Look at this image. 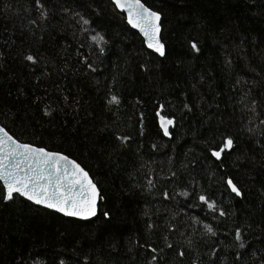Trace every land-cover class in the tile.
Instances as JSON below:
<instances>
[{
	"label": "trees",
	"instance_id": "obj_1",
	"mask_svg": "<svg viewBox=\"0 0 264 264\" xmlns=\"http://www.w3.org/2000/svg\"><path fill=\"white\" fill-rule=\"evenodd\" d=\"M142 1L162 13L165 57L147 48L111 0H42L49 15L38 26L27 24L38 17L33 0H0V123L21 142L75 159L103 197L91 220L68 218L19 196L0 201V264H146L145 242L163 247L164 230L148 234L149 220L177 223L184 236L174 231L169 242L181 246L190 237L202 264L264 260V152L242 130L247 113L237 103L240 89L232 87L242 78L244 91L257 98L264 92V0ZM60 5L88 20L87 30ZM97 32L107 41L104 54L90 39ZM189 41L197 42L198 53ZM28 54L37 58L35 65L24 59ZM111 95L121 103L109 105ZM160 103L162 114L176 119L168 137L155 116ZM116 135L130 142L122 145ZM227 135L235 146L217 160L205 141L217 148ZM149 169L155 188L146 191ZM227 177L242 198L226 188ZM183 190L187 197L179 194ZM200 194L227 215L209 210L196 199ZM205 223L216 236L201 234ZM239 226L246 228V243L237 260L233 230ZM185 251L175 264H191Z\"/></svg>",
	"mask_w": 264,
	"mask_h": 264
},
{
	"label": "snow or ice",
	"instance_id": "obj_2",
	"mask_svg": "<svg viewBox=\"0 0 264 264\" xmlns=\"http://www.w3.org/2000/svg\"><path fill=\"white\" fill-rule=\"evenodd\" d=\"M116 9L122 10L127 14V23L135 28L144 38V43L148 49L158 54L160 57L166 56V47L161 39V20L162 13L147 7L142 0H111ZM32 6L38 13L37 19H29L28 25L38 26L37 20L42 24L49 15V9L45 7L42 0H33ZM25 13H30V7H24ZM60 11L69 14L70 16L78 17V23L81 25V31H86L84 27L89 24V21L80 16L79 13L72 11L69 7L60 5ZM95 42L96 47L100 54H104L107 44L104 36L100 33H96L90 37ZM189 46L193 52H199L197 42L189 41ZM26 61L32 62L35 65L38 61L35 56L28 54L24 57ZM82 62L85 63L86 68L96 71L91 63H87V58L83 57ZM225 63L231 66V61L226 60ZM141 68L146 69L145 65H141ZM252 72L256 70L250 69ZM244 84L249 83L243 81ZM255 87L256 81L251 82ZM234 89L239 88L241 95L238 104L242 105L241 111L247 113L246 122L242 124V130L246 132L250 138L253 139V143L258 146L262 152H264V119H261V115H264V92L259 94V98L252 95L251 89L247 91L243 90L242 78H237L232 86ZM107 103L109 105H119L121 103L120 98L117 95H111ZM164 104H158L155 116L159 123L160 129L163 131V135L171 136L169 131L170 127H175L176 119L174 116L163 115ZM184 108L191 110L187 103L184 104ZM260 108L261 111L257 112ZM45 115H49V111L45 110ZM140 123L143 125V113L140 114ZM115 139L122 145L125 142H130V137L116 135ZM209 141H205L206 151L210 153L212 157L217 160H221L222 153L231 150L235 146L234 138L230 135L224 136L220 145L217 148L207 147ZM243 157H237L242 159ZM264 160V155H262ZM253 161L255 157L251 158ZM171 161V157H169ZM144 167V164H141ZM172 177L176 176L175 172H171ZM226 188L235 195V197L242 198L243 192L237 183L233 181L232 177H227L224 180ZM0 201L12 202L17 196L23 197L28 201L33 202L36 205H41L47 209L55 210L68 217H76L84 220H91L97 216V203L98 198L103 199L99 194L97 184L90 177L89 173L83 168L76 160L70 159L67 155L60 152H51L44 147H37L31 143H23L20 140L14 138L5 128L0 125ZM155 188L153 179L151 178V169H149V178L147 180L146 191H151ZM181 196L187 197L189 192L183 190L179 193ZM165 199L169 198L167 191L163 192ZM200 202L207 206L212 212H219L220 217L227 215L223 209H220L215 200L209 199L206 195L200 194L196 197ZM143 215L148 216L149 212L145 210ZM175 215V214H173ZM103 216L108 219L110 214L105 211ZM195 219V218H193ZM259 227V225H257ZM247 228H251V225H247ZM148 234H153V230L163 229L162 242L163 247H153L151 243H147L148 260L146 264H175L176 258H183L188 250L192 256L191 264H202L200 255L197 253L193 240L190 237H185L184 243L181 246H174L169 242V233L176 232L180 236H184V233L180 231L177 223L165 220L163 225H157L149 220L146 224ZM234 241L237 249L236 258L239 260V249L245 248L244 232L245 226L236 227L234 230ZM195 233V229H193ZM202 235L216 236L217 233L213 227L209 224H203ZM137 242L133 240L130 243L134 246ZM144 247V245H140ZM219 247V245H217ZM167 250V251H166ZM264 252V249H261ZM171 253V256H169ZM216 254V248L211 249L210 255ZM252 257H256V252H252ZM87 261L88 257H84ZM22 264H28V262L22 261ZM30 264H44L43 261L34 259ZM59 264H65L64 260H60ZM264 264V260L261 261Z\"/></svg>",
	"mask_w": 264,
	"mask_h": 264
},
{
	"label": "water",
	"instance_id": "obj_3",
	"mask_svg": "<svg viewBox=\"0 0 264 264\" xmlns=\"http://www.w3.org/2000/svg\"><path fill=\"white\" fill-rule=\"evenodd\" d=\"M143 2V1H142ZM144 3V2H143ZM145 4V3H144ZM146 5V4H145ZM147 6V5H146ZM147 7H149V6H147ZM120 11H122V10H120ZM123 12V11H122ZM125 13V12H124ZM125 15H126V20H127V14L125 13ZM130 27H131V25H129ZM133 29H135V28H133ZM136 31H138L137 29H135ZM139 32V31H138ZM141 35V34H140ZM142 36V35H141ZM142 38H143V36H142ZM144 39V38H143ZM161 39H162V32H161ZM162 42H163V40H162ZM164 43V42H163ZM150 50V49H149ZM158 55V54H157ZM0 125H2L1 123H0ZM158 125H159V123H158ZM170 129H171V127L169 128V131H170ZM7 130V129H6ZM8 131V130H7ZM9 132V131H8ZM10 133V132H9ZM11 134V133H10ZM12 135V134H11ZM15 138V137H14ZM17 139V138H16ZM23 143H27V142H23ZM37 147H40V146H37ZM47 149V148H46ZM48 151H51V152H58V151H52V150H49V149H47ZM60 153H62V152H60ZM64 154V153H63ZM64 155H66V154H64ZM68 156V155H67ZM70 159H73L72 157H70V156H68ZM73 160H75V159H73ZM79 163V162H78ZM80 164V163H79ZM81 165V164H80ZM82 166V165H81ZM83 167V166H82ZM84 168V167H83ZM87 172H88V170L87 169H85ZM89 173V172H88ZM89 175H90V173H89ZM90 177L92 178V176L90 175ZM93 179V178H92ZM93 181H94V179H93ZM95 182V181H94ZM96 183V182H95ZM97 187H98V185H97ZM98 189H99V187H98ZM99 194H100V190H99ZM25 199V198H24ZM99 198H98V203H97V209H98V211H99ZM29 202H31V201H29ZM31 203H33V202H31ZM34 204V203H33ZM36 205V204H35ZM37 206H40V207H43V206H41V205H37ZM43 208H45V207H43ZM47 209V208H46ZM49 210H51V211H54V212H56L55 210H52V209H49ZM57 213H59V212H57ZM59 214H61V213H59ZM97 214H98V212H97ZM61 215H63V214H61ZM64 216V215H63ZM65 217H68V216H65ZM68 218H73V219H77V220H84V219H80V218H76V217H68ZM93 218H95V217H93ZM92 218V219H93Z\"/></svg>",
	"mask_w": 264,
	"mask_h": 264
}]
</instances>
